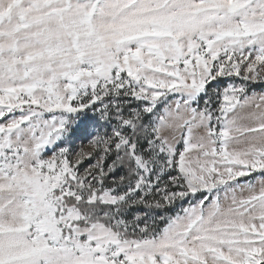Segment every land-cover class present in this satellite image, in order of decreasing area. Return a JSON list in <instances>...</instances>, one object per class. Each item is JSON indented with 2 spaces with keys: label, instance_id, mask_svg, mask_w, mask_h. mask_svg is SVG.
Returning <instances> with one entry per match:
<instances>
[{
  "label": "snow or ice",
  "instance_id": "snow-or-ice-1",
  "mask_svg": "<svg viewBox=\"0 0 264 264\" xmlns=\"http://www.w3.org/2000/svg\"><path fill=\"white\" fill-rule=\"evenodd\" d=\"M258 82L264 0H0V264H264Z\"/></svg>",
  "mask_w": 264,
  "mask_h": 264
},
{
  "label": "rangeland",
  "instance_id": "rangeland-1",
  "mask_svg": "<svg viewBox=\"0 0 264 264\" xmlns=\"http://www.w3.org/2000/svg\"><path fill=\"white\" fill-rule=\"evenodd\" d=\"M224 79H230V80H235V82L239 83L240 82V78L239 77H231V78H224ZM258 82L255 85H252V87L250 88V91H256L257 93L264 91V86ZM201 107H203V105H201ZM241 179H246V178H241ZM179 202V201H178ZM184 207H187L188 205L185 203L183 204ZM180 207H181V202L177 203L175 205V208L171 211L172 214L170 215H175L177 212L180 211ZM160 222L157 221V224H159Z\"/></svg>",
  "mask_w": 264,
  "mask_h": 264
},
{
  "label": "trees",
  "instance_id": "trees-1",
  "mask_svg": "<svg viewBox=\"0 0 264 264\" xmlns=\"http://www.w3.org/2000/svg\"><path fill=\"white\" fill-rule=\"evenodd\" d=\"M261 87H262V86H261ZM177 203H179V202H177ZM174 208H175V206H173V208H172L171 210H168V211L166 212V214H167V215L172 214L171 211H172ZM158 225H160V223H159Z\"/></svg>",
  "mask_w": 264,
  "mask_h": 264
}]
</instances>
